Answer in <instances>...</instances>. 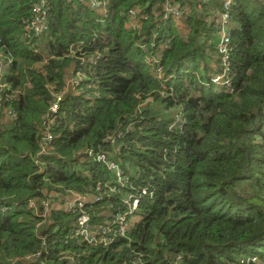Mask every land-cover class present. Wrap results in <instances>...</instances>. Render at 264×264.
Here are the masks:
<instances>
[{"label": "trees", "instance_id": "trees-1", "mask_svg": "<svg viewBox=\"0 0 264 264\" xmlns=\"http://www.w3.org/2000/svg\"><path fill=\"white\" fill-rule=\"evenodd\" d=\"M105 1L25 38L40 0H0V264H264V0H233L219 84L225 0Z\"/></svg>", "mask_w": 264, "mask_h": 264}, {"label": "built area", "instance_id": "built-area-1", "mask_svg": "<svg viewBox=\"0 0 264 264\" xmlns=\"http://www.w3.org/2000/svg\"><path fill=\"white\" fill-rule=\"evenodd\" d=\"M208 0H202V2H206ZM233 0H225L224 8L225 12L221 14V16L218 17V22H219V36H220V41L219 45L217 46V51L218 54L221 56L222 60V65H223V73L221 76H217L212 80V83L219 84L221 81L225 80L228 82V60H229V54L227 50V46L229 43V11L231 4L233 3ZM46 3L47 0H40L38 5L33 8L32 12L36 15L35 19L32 21L31 25L25 29L24 32V37L27 38L30 35L33 36H38L39 34L43 33L47 29V17H46ZM91 8L94 10H100L102 9L105 11L106 9V1L105 0H92L90 2ZM106 12V11H105ZM165 16L163 19H166L168 17H173V18H180L183 13L181 10L177 7H171V6H166L164 10ZM137 15L138 12L131 10L128 13V22L131 26L132 29L137 30L138 29V24H137ZM95 63V61L93 62ZM76 81L70 80V85L74 86ZM57 101L51 106L50 108V113L51 114H56L58 105ZM47 135H44L43 140L45 139ZM50 138L47 140L49 141ZM144 193V192H142ZM91 200L89 198H85L82 196H72L69 199L66 200L64 205L61 208H57L59 210H63L65 212H70V213H78V221H77V228L75 230V236L76 237H82L85 241L92 242L94 239L93 237H96L98 235L99 229L95 230V232L90 233L89 229V222L90 218L89 215L85 212V206L90 203ZM127 205L129 206V213L127 215L132 214L133 212L136 211L138 207V200L136 198L129 197L127 200ZM2 211H5V209H2ZM119 222H123V219H118ZM102 246H106L111 243V240L108 238H104L101 242ZM255 261V260H254Z\"/></svg>", "mask_w": 264, "mask_h": 264}, {"label": "rangeland", "instance_id": "rangeland-1", "mask_svg": "<svg viewBox=\"0 0 264 264\" xmlns=\"http://www.w3.org/2000/svg\"><path fill=\"white\" fill-rule=\"evenodd\" d=\"M9 64H10V62H8V64L6 65V66H3L2 65V60L0 59V78H2V76H3V74L6 72V70L8 69V67H9ZM66 84H67V87H69L70 88V78H68L67 79V81H66ZM55 114H49L48 116H46V119H45V123L44 124H49V121H51V118H52V116H54ZM15 117V115L13 114L12 115V118H14ZM52 122H50V124H51ZM45 139H49V137L47 136ZM64 205V203H52V206L53 207H56V208H61L62 206Z\"/></svg>", "mask_w": 264, "mask_h": 264}, {"label": "crops", "instance_id": "crops-1", "mask_svg": "<svg viewBox=\"0 0 264 264\" xmlns=\"http://www.w3.org/2000/svg\"><path fill=\"white\" fill-rule=\"evenodd\" d=\"M91 1H92V0H90V2H91ZM98 11H99V10H97V12H98ZM100 11L103 12V14L105 13V11H103L102 9H100ZM174 22H177L176 24H177L178 29H179V26H181V29L184 28V27H186V24H185L184 22H182L181 20H179V21H176V20H175ZM127 26H128V28L131 27L130 24H129V22H128V25H127ZM219 38H220V36H219ZM69 75H70V74H69ZM58 203H62V202H58Z\"/></svg>", "mask_w": 264, "mask_h": 264}]
</instances>
